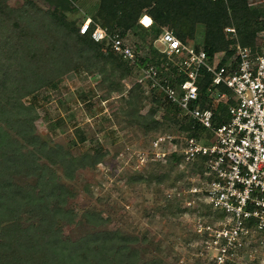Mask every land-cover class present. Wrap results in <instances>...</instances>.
<instances>
[{"label": "trees", "instance_id": "obj_1", "mask_svg": "<svg viewBox=\"0 0 264 264\" xmlns=\"http://www.w3.org/2000/svg\"><path fill=\"white\" fill-rule=\"evenodd\" d=\"M249 1L101 0L98 14L91 21L108 35L118 32L126 38L147 33L141 42H133L135 52L148 49L133 62L113 52L108 40L94 42L90 32L81 35L79 27L89 17H83L79 27L75 21H68L63 11L69 7L77 12L69 0H44L49 7L45 11L32 1H25L20 9H10L0 0V264H164L158 260L139 263L138 250L131 248L137 240L116 231L96 232L76 241L61 238L59 221L68 212L60 206L69 193L55 181L51 167L59 165L64 177L72 180L77 169L94 168L100 163L103 153L75 158L61 147H49L34 133L33 106L24 105L23 100L80 69L98 73L102 82H109L110 90H117L124 78H140L146 64L158 66L164 62L153 49L162 29L196 50L202 49L209 58L222 55L224 64L232 54L228 51L232 41L224 40V28L233 26L237 42L246 47L252 46L256 34L264 30V7H249ZM142 15L152 19L151 28L138 25ZM201 25L204 38L198 45L192 40ZM202 80L199 90L203 95L210 79L206 76ZM134 86L142 95L145 89ZM139 96L131 92L126 101V122L144 131L157 130L159 122L153 112L144 116L138 113ZM150 97L153 104L169 108L172 124L176 123L185 135L201 137L206 133L192 121L179 119L160 97ZM84 140L83 136L79 138L80 142ZM180 159L172 154L167 165L176 166ZM19 175L36 177L41 185L39 193L15 185L13 177ZM161 181L157 179L158 184ZM24 213L35 223L22 226Z\"/></svg>", "mask_w": 264, "mask_h": 264}, {"label": "rangeland", "instance_id": "obj_2", "mask_svg": "<svg viewBox=\"0 0 264 264\" xmlns=\"http://www.w3.org/2000/svg\"><path fill=\"white\" fill-rule=\"evenodd\" d=\"M3 1L10 9H20L25 1H32L44 11L49 8L44 0ZM69 1L77 12L68 7L63 13L79 27L83 17L96 18L101 0ZM226 28L224 40L232 41ZM146 34L129 35L126 40L132 45ZM203 38L201 25L196 27L192 42L201 45ZM101 78L98 73L80 69L23 100L24 105L33 106L34 133L49 147H61L75 158L103 153L100 163L94 168L77 169L72 180L64 177L59 165L51 167L55 181L69 193L60 206L68 212L59 221L61 238L76 241L88 234L116 231L137 240L131 248L138 250L139 263L158 260L164 264H210L203 252L200 255L202 248L191 232L194 213L183 208V195L191 183L197 184L200 172L182 160L176 166L167 165L169 156L179 150L175 141L181 136L178 125L172 124L167 114L169 108L153 104L148 94H139L131 77L119 81L115 91ZM131 92L140 95V115L153 112L159 122L157 130L144 131L126 122L123 111ZM81 136L85 137L83 142L79 141ZM158 136L175 137L163 144L167 154L164 161L156 157L159 151L151 145ZM13 183L33 194L41 188L36 177L14 176ZM34 223L27 214L22 215V226Z\"/></svg>", "mask_w": 264, "mask_h": 264}, {"label": "built area", "instance_id": "obj_3", "mask_svg": "<svg viewBox=\"0 0 264 264\" xmlns=\"http://www.w3.org/2000/svg\"><path fill=\"white\" fill-rule=\"evenodd\" d=\"M248 6L262 8L264 0H250ZM138 25L149 29L153 21L142 15ZM89 32L94 42L108 40L113 52L133 62L148 50L135 52L127 37L108 35L87 18L79 33ZM226 32L232 35V54L221 64L222 55L209 58L162 29L153 49L164 62L146 64L134 81L143 94L160 97L179 119L206 132L201 137L180 132L179 150L172 153L200 172L183 195V208L194 213L191 232L200 255L210 264H264V30L249 47L237 42L234 29ZM206 76L210 82L202 95L199 84ZM174 138L152 140L158 159L165 160L163 144Z\"/></svg>", "mask_w": 264, "mask_h": 264}, {"label": "crops", "instance_id": "obj_4", "mask_svg": "<svg viewBox=\"0 0 264 264\" xmlns=\"http://www.w3.org/2000/svg\"><path fill=\"white\" fill-rule=\"evenodd\" d=\"M91 19V18H90Z\"/></svg>", "mask_w": 264, "mask_h": 264}]
</instances>
